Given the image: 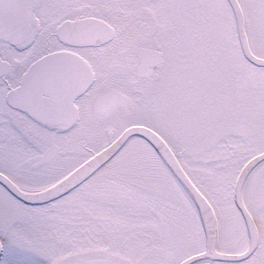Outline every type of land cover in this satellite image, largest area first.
<instances>
[{
  "label": "snow or ice",
  "instance_id": "1",
  "mask_svg": "<svg viewBox=\"0 0 264 264\" xmlns=\"http://www.w3.org/2000/svg\"><path fill=\"white\" fill-rule=\"evenodd\" d=\"M0 264H264V0H0Z\"/></svg>",
  "mask_w": 264,
  "mask_h": 264
}]
</instances>
